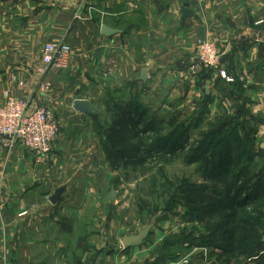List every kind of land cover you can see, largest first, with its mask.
Instances as JSON below:
<instances>
[{
    "label": "crops",
    "instance_id": "obj_1",
    "mask_svg": "<svg viewBox=\"0 0 264 264\" xmlns=\"http://www.w3.org/2000/svg\"><path fill=\"white\" fill-rule=\"evenodd\" d=\"M259 20H264V0H0V105L8 93L26 100L30 111L46 109L60 127L44 162L22 145L9 153L0 149V264H73L72 226L85 221L88 233L96 219L93 207L109 201L115 173L104 159L93 117L75 111L76 100L88 102L94 113L104 108L107 94L128 92L129 85L133 91L149 90L159 79L162 87L170 86L169 99L182 92L185 108L190 103L193 109L201 103L202 80L219 112L238 110L241 120L259 126L255 141L264 150V24H256ZM102 26L120 33L102 36ZM201 41L212 43L219 55L207 77L198 65ZM60 43L70 46L69 65L45 69L42 48ZM142 70L145 83L139 81ZM221 70L244 82L224 81ZM59 187L65 192L53 205L49 198ZM113 234L102 232V250L109 249ZM161 235L129 253L118 246L102 251L95 264L146 262ZM120 237L118 230V243Z\"/></svg>",
    "mask_w": 264,
    "mask_h": 264
},
{
    "label": "rangeland",
    "instance_id": "obj_2",
    "mask_svg": "<svg viewBox=\"0 0 264 264\" xmlns=\"http://www.w3.org/2000/svg\"><path fill=\"white\" fill-rule=\"evenodd\" d=\"M198 65L207 71L203 72L205 77L210 69L216 68L202 60H198ZM218 74L222 79L220 71ZM191 76L195 85L193 74ZM233 79L235 83L244 82L242 78ZM160 82L158 79L152 85L154 88L149 90L140 88L133 91V85H129L131 90L128 92L107 94L103 99L104 108L92 114L104 159L115 173L108 186H113L117 194L114 201L106 203L102 200L101 205L93 207L96 219L91 222L88 233L86 225L89 224L85 221L72 226L77 237V252L72 256V263L91 264L94 259L95 264L102 251H117L115 247L118 246L122 252L129 253L130 249H140L148 242L151 245L155 235L162 234L160 244L150 251L146 262L128 264H264V202L253 203L248 198L255 189L264 197V150L259 147L261 141H255L259 126L241 120L236 115L238 110L231 115L219 112L213 93L208 92V84L204 85L202 80L197 94L201 103L193 109H190V103L189 108H185L187 101L181 100L182 92L169 99L167 92L170 86L162 87ZM191 99L196 100L197 97L192 96ZM129 101L141 103L146 110L143 122L152 128L147 142L165 138L170 144L148 157L135 153L132 156L137 158V164L129 163L126 169L119 166L115 170L116 165L107 158L112 154L111 149L102 138L111 126L114 106ZM190 155L200 160L190 164ZM212 170L222 172L220 180L205 178ZM243 184L247 192L240 195L238 190ZM201 190L205 197L215 200L228 199L226 192L229 190L231 200L205 225L189 224L188 217L205 203L204 199L200 201L198 198L197 208H193L196 192L201 194ZM98 218L103 221H98ZM225 224L237 234L235 240L229 241L234 244L231 253L223 251ZM118 230L122 233L120 243L116 239ZM103 231L114 232L109 251L101 249ZM144 231L148 235L141 245L123 247V239ZM90 234L93 246L89 243Z\"/></svg>",
    "mask_w": 264,
    "mask_h": 264
},
{
    "label": "built area",
    "instance_id": "obj_3",
    "mask_svg": "<svg viewBox=\"0 0 264 264\" xmlns=\"http://www.w3.org/2000/svg\"><path fill=\"white\" fill-rule=\"evenodd\" d=\"M46 1L61 3L68 0ZM256 24H264V20H259ZM197 49L198 60H202L206 65H219V55L212 43L201 41ZM70 53L68 44H46L41 51V63L45 69H65L70 62ZM220 74L226 82H235L224 70H221ZM48 86L49 84H46L45 87ZM4 100V104L0 105V149L9 153L16 146L22 145L32 152L38 162H44L59 135V124L46 109L30 111L26 100L10 96L8 93L4 95Z\"/></svg>",
    "mask_w": 264,
    "mask_h": 264
},
{
    "label": "trees",
    "instance_id": "obj_4",
    "mask_svg": "<svg viewBox=\"0 0 264 264\" xmlns=\"http://www.w3.org/2000/svg\"><path fill=\"white\" fill-rule=\"evenodd\" d=\"M145 112V108L141 106V103L139 102L133 103L129 101L123 102L121 106H114L111 117V119H113L111 126L106 129L105 137L102 139H105L111 149L112 154L109 157L107 156V158H110L114 165H116L115 170H118L119 166H121L122 169H126L129 163L137 164V158L133 159L132 156L135 153L138 155L145 154L146 157H148L155 152L159 153L163 151V147L170 144L165 138H158L157 140L152 141L153 143L147 142L150 139L147 136L152 132V128H150L151 126H149L148 123L143 122ZM189 159L188 163L190 164L200 160V158L195 155H190ZM142 163H144V161L141 162V164ZM216 169L218 170L219 167ZM221 169L219 171H221ZM219 177H222V172H213V170L205 176L206 179L211 181L220 180ZM246 189L245 184L240 186L238 190L240 195L247 192ZM200 192L202 193L200 194L196 192L197 195H195L193 208H197L196 202L198 198H200V201L204 199L205 203L197 208V212H194V214H191L188 217L187 223L189 224L197 222L198 224L205 225L208 219L214 218L216 214L225 209V203L229 202L232 196L228 190L226 192V194H228V199L224 198L223 200H215L212 197H205L202 190ZM218 196L222 199V195L219 194ZM250 196L251 197L248 198L251 199V202L253 203L264 202L263 194L257 189L253 190V192L250 193ZM184 216L185 215L183 214L182 217ZM227 225L225 224V226H223L224 231L222 233V239L226 243L225 248L224 250L222 248L220 249L223 250L224 253H231L234 244L229 241L235 240L237 234L234 230L226 228Z\"/></svg>",
    "mask_w": 264,
    "mask_h": 264
},
{
    "label": "water",
    "instance_id": "obj_5",
    "mask_svg": "<svg viewBox=\"0 0 264 264\" xmlns=\"http://www.w3.org/2000/svg\"><path fill=\"white\" fill-rule=\"evenodd\" d=\"M119 33H120V31H118V30L110 29L106 26L101 27V35L102 36L111 37V36H114V35L119 34ZM146 80H147V72H146V70H142L140 72L139 81H141L142 83H145ZM206 92H207V89H206ZM73 107H74L75 111L80 112L82 114H86L89 116H92V114H93V111H92L89 103L84 101V100H76L74 102ZM64 192H65L64 187L57 188L54 191V193L52 194V196L49 198V202L53 205L56 204ZM115 198H116V192H115L114 188L112 187L110 192H109L108 200L112 202L115 200ZM147 235H148V232L144 231L138 235L126 237L125 239L122 240V245L124 248H128L130 246H133V247L139 246L146 239Z\"/></svg>",
    "mask_w": 264,
    "mask_h": 264
}]
</instances>
